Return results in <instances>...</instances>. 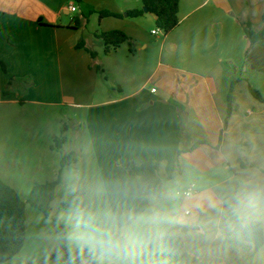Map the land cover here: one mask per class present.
Returning <instances> with one entry per match:
<instances>
[{
	"label": "crops",
	"instance_id": "crops-1",
	"mask_svg": "<svg viewBox=\"0 0 264 264\" xmlns=\"http://www.w3.org/2000/svg\"><path fill=\"white\" fill-rule=\"evenodd\" d=\"M79 7L92 15L122 16H99L102 31L95 39L102 41L99 35L111 31L130 38L108 53L103 50L110 65L84 37L85 15L75 19L72 0H0V61L6 65V71L0 67L2 121L13 125L29 106L74 109L71 121L85 127L92 163L101 171L123 169L126 175L119 178L125 183L134 174L135 185H129L137 191L141 166L160 164L147 211L154 198L167 205L174 182L185 190L195 185L197 193L182 200L179 214H162L177 221L169 229L198 227L189 234L173 232L185 240L183 251L172 258L177 264H264V247L247 253L235 240L216 238L214 207L239 181L264 185V101L251 93L256 90L264 99V41L251 47L243 27L245 22L262 26L264 0H180L179 26L163 40L153 30L155 42L140 31L145 17L157 20L144 11L143 0H84ZM134 10L144 15L129 17ZM152 44L159 48L155 62L147 54ZM64 72H84L93 84L68 88ZM107 72L119 94L105 88L100 75ZM233 83L235 111L229 116ZM198 142L204 145L179 154ZM139 196L140 204L144 196Z\"/></svg>",
	"mask_w": 264,
	"mask_h": 264
},
{
	"label": "rangeland",
	"instance_id": "rangeland-1",
	"mask_svg": "<svg viewBox=\"0 0 264 264\" xmlns=\"http://www.w3.org/2000/svg\"><path fill=\"white\" fill-rule=\"evenodd\" d=\"M75 4L77 8L74 13L75 19L81 20V15L83 13L85 15V19L81 20L84 37L90 39L93 49L101 53L100 57L107 66L110 65L112 59L104 57L103 50L106 51L104 43L95 39L96 32L102 31L100 15H92L86 12L87 9L79 7L80 4L76 2ZM153 30L159 31L151 17H145L140 21V31L149 42L151 40L155 42L157 39L151 37ZM158 38L163 40L164 34L159 33ZM126 46L128 45H125V48L129 47ZM147 54L155 62L159 54L158 46L152 44ZM100 78L107 90L113 94H119L118 86L108 72L100 75ZM64 80L68 88H74L76 84L84 87L93 84V77L84 72H64ZM149 87L151 90L153 84ZM26 110L24 115L18 114V121L13 125H6L0 117V180L18 193L26 204L27 217L25 246L11 264H59V261L52 259L51 256L60 252L61 227L66 229L69 252L80 249L82 246L91 247L78 238L83 231L77 226L80 219L78 212L108 209L121 217L128 218L132 217L131 213L137 208L141 199L137 194L136 186L131 188L129 185V183L135 185L134 174L127 175L129 183H125L119 178L126 175L123 169H120L118 173H107L106 168L101 171L92 163L85 127H80L77 120L71 121L76 115L74 109L61 107L38 110L36 107L29 106ZM80 112L77 111V114L80 115ZM79 120L85 121V116ZM64 129L67 130L66 133H63ZM9 135L12 137L7 139ZM63 137L66 138V143L61 149L56 148L57 138ZM7 144L8 146H5ZM78 149L83 150V153L78 154L80 153ZM71 153H77V160L81 159L80 162L63 168V159ZM59 178H61L60 185L56 188L54 199L50 203L53 219L48 220L41 211L29 203V200L36 186L53 183ZM184 187L180 188L174 182L169 189L171 197L166 202L167 205L163 206L158 199L154 198L152 208L141 216H150L153 213L162 215L177 212L179 214L183 198L177 196V193L185 191ZM40 201L45 200L41 198ZM71 201L72 206L69 205ZM171 221L174 225L177 223L172 215ZM167 225L165 227L168 230ZM165 257L169 258L167 253ZM169 259L172 264L178 262L172 258ZM61 264L91 263L88 260L72 262L64 258Z\"/></svg>",
	"mask_w": 264,
	"mask_h": 264
},
{
	"label": "trees",
	"instance_id": "trees-1",
	"mask_svg": "<svg viewBox=\"0 0 264 264\" xmlns=\"http://www.w3.org/2000/svg\"><path fill=\"white\" fill-rule=\"evenodd\" d=\"M77 4L83 3L84 0H74ZM143 5L148 9L150 14L156 17V27L159 31H163L164 35H168L173 32L180 24L179 12H180V0H143ZM144 15L142 10H134L128 12L129 17L137 18ZM100 17H122L120 15L112 14L110 12H101ZM246 37L251 47L259 45L264 41V15L263 24L260 28H256L252 23H243ZM106 47L108 53L112 47H119L130 41V38L121 31L104 32L99 35ZM85 45L79 44V48H83ZM91 56L95 59L96 54L91 53ZM0 67L6 71V65L0 61ZM7 73V72H6ZM236 83H233L228 95V115L231 116L234 113V107L232 102L233 90ZM251 93L260 101H264L261 95L251 89ZM67 130L64 129L63 133ZM66 138H57L56 148L61 149L66 143ZM204 145L203 142L196 143L188 150L180 151L182 153H190ZM77 163L76 153L67 155L62 161V167H68ZM160 164L157 162H148L141 166L140 177L137 183V191L139 195H143L144 199L139 206L133 210L132 218L140 217L144 214L150 206L149 196L155 193V186L158 182V172ZM61 178L53 183L36 186L33 194L29 200V203L41 211L48 220H52L50 203L54 199L56 188L60 185ZM43 198L45 201L41 202ZM73 202H69L72 206ZM196 228H188L185 226L175 227L169 229L171 239L169 242V250L166 252L171 258H177L185 248V240L183 237L173 236V232L181 231L182 234H189L192 231H197ZM62 234V240L60 243V252L56 255H52V259H56L61 264V261L65 258L68 261L79 262L81 260H88L91 264H98L99 252H94L89 246H82L80 249L72 252L67 248V233L66 229L60 228ZM27 238V217H26V204L21 200L18 193L7 186L0 180V264H11V261L16 258L23 250ZM236 245L242 248L247 253H257L264 247V236H254L250 238H244L243 240L236 241Z\"/></svg>",
	"mask_w": 264,
	"mask_h": 264
},
{
	"label": "clouds",
	"instance_id": "clouds-1",
	"mask_svg": "<svg viewBox=\"0 0 264 264\" xmlns=\"http://www.w3.org/2000/svg\"><path fill=\"white\" fill-rule=\"evenodd\" d=\"M214 207L219 216L216 238L264 236V185L239 181ZM78 215L77 226L83 229L78 238L99 252L98 264H172L165 257L171 239L165 225L172 223L166 216L124 218L108 209Z\"/></svg>",
	"mask_w": 264,
	"mask_h": 264
},
{
	"label": "built area",
	"instance_id": "built-area-1",
	"mask_svg": "<svg viewBox=\"0 0 264 264\" xmlns=\"http://www.w3.org/2000/svg\"><path fill=\"white\" fill-rule=\"evenodd\" d=\"M159 33H160V31H158V32L157 31H154L153 32V35H156L157 36V35H159ZM156 92H157V89L156 88H153L152 89V93H156ZM196 193L197 192H196L195 185H191L185 191L178 192L177 193V196H179V197H181L183 199H190V198L194 197ZM184 215L187 216V217H189V216L192 215V212L189 211V210L188 211H185Z\"/></svg>",
	"mask_w": 264,
	"mask_h": 264
},
{
	"label": "water",
	"instance_id": "water-1",
	"mask_svg": "<svg viewBox=\"0 0 264 264\" xmlns=\"http://www.w3.org/2000/svg\"><path fill=\"white\" fill-rule=\"evenodd\" d=\"M144 11L147 13V12H148V9H147V8H145V9H144Z\"/></svg>",
	"mask_w": 264,
	"mask_h": 264
}]
</instances>
